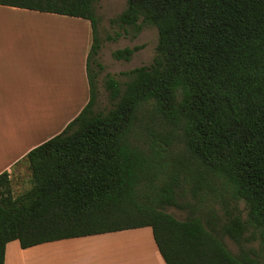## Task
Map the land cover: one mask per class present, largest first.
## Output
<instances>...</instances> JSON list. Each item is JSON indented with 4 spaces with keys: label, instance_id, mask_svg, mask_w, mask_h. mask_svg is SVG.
<instances>
[{
    "label": "trees",
    "instance_id": "1",
    "mask_svg": "<svg viewBox=\"0 0 264 264\" xmlns=\"http://www.w3.org/2000/svg\"><path fill=\"white\" fill-rule=\"evenodd\" d=\"M95 1L0 0L91 26L88 101L23 156L26 189L14 194L11 173L0 172V264L12 240L27 248L145 226L165 264H264V0H125L111 22L134 34L150 24L157 41L149 64L119 72L126 81L105 74V111L95 108L104 68ZM218 187L244 216L226 211L220 223L212 210L184 219L165 210L187 205L185 189ZM224 238L258 246L233 253Z\"/></svg>",
    "mask_w": 264,
    "mask_h": 264
},
{
    "label": "crops",
    "instance_id": "2",
    "mask_svg": "<svg viewBox=\"0 0 264 264\" xmlns=\"http://www.w3.org/2000/svg\"><path fill=\"white\" fill-rule=\"evenodd\" d=\"M41 13L56 14L0 5V172L11 173L18 165H23L21 159L30 149L60 132L88 101L89 21L67 16L85 21V46L81 48L77 66L71 68L73 78L68 91V69L61 70L62 58L38 59L30 50L29 40L33 36L29 34V27L35 18H29V15ZM53 105L59 107L55 115L51 112ZM68 105L75 108L70 112L65 109L62 114V106ZM146 227L64 238L27 248H21L17 240H12L5 245L3 264H11L9 258L14 254L19 255L21 264H37L34 257L29 259L30 253L52 249H58L59 264H165L152 234L150 237L151 230L149 233ZM135 231L143 233L141 237L146 240L147 253L141 259L125 260L117 253L118 244L112 239Z\"/></svg>",
    "mask_w": 264,
    "mask_h": 264
},
{
    "label": "rangeland",
    "instance_id": "3",
    "mask_svg": "<svg viewBox=\"0 0 264 264\" xmlns=\"http://www.w3.org/2000/svg\"><path fill=\"white\" fill-rule=\"evenodd\" d=\"M95 12L100 17L98 24V33L101 39V48L98 54V60L103 65V70L97 75L98 98L96 102V110L105 111L111 107L108 94L103 86V79L106 73L114 75L119 81L124 82L128 76L121 75L119 72L128 71L135 66L149 64L154 55L155 45L157 41V32L154 26L141 23L140 30L134 34L129 28L123 31L122 28L111 22L125 7V0H96ZM56 14L41 13L38 15H29V18H35L30 22L29 34L33 36L29 40L30 50L38 59L51 56L59 60L62 58V69H68L67 86L68 91L72 84V69L77 66V60L81 52V48L85 46V29L83 24L85 21L67 16H55ZM87 30V27H86ZM89 31V29H88ZM118 33V36L115 34ZM108 36H115V39H109ZM139 46L132 54L130 59H116L112 56V52L118 48ZM65 64V65H64ZM80 90L78 89V92ZM62 106V114L65 109L70 112L75 106L68 105L66 108ZM69 108H72L69 110ZM53 115L59 112V107L53 105L51 107ZM55 119V118H53ZM53 123L56 120H52ZM51 130H54L53 127ZM12 189L14 194L21 192L29 186V172L26 166L18 165L16 169L11 170ZM218 186V185H217ZM179 201L187 205L183 209L173 206H167L165 210L178 219H184L189 214L203 216L208 210L216 213L219 222L225 218L226 211L236 212V209L244 216L245 210L242 201H234L228 193L218 187L216 193L199 192L193 196L187 189L179 196ZM147 231L150 233L148 227ZM143 233L131 232L126 235L114 236L112 241L118 244L117 253H121L125 260L141 259L147 253ZM151 237V233H150ZM152 238V237H151ZM227 248L233 253L241 249H256L258 244L256 240L245 238L237 245L227 238H224ZM146 251V252H145ZM33 250L29 259L34 257L37 264H59L58 249L45 250L44 252ZM148 255V254H147ZM12 261V262H10ZM11 264H21L19 255L14 254L9 258Z\"/></svg>",
    "mask_w": 264,
    "mask_h": 264
}]
</instances>
